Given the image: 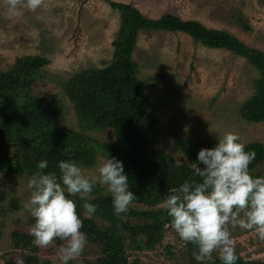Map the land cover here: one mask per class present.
Returning <instances> with one entry per match:
<instances>
[{"label":"rangeland","instance_id":"rangeland-1","mask_svg":"<svg viewBox=\"0 0 264 264\" xmlns=\"http://www.w3.org/2000/svg\"><path fill=\"white\" fill-rule=\"evenodd\" d=\"M110 1L131 5L153 20L169 13L183 21H198L207 28L226 31L247 47L264 52V0ZM6 12L7 6L0 0V71H7L22 56L46 58L49 64L41 69L42 77L33 84L32 94L42 108L52 101L64 105L61 115L51 125L113 144L115 137L110 128L81 132L62 86L72 75L100 69L111 59L112 41L119 27L118 13L101 0H44L35 12L25 9L23 15L16 17H9ZM133 60L150 99L149 111L159 118L157 143L143 151L144 158L167 154L175 163L180 160L189 166L173 150L176 139L216 144L225 132L238 134L245 146L257 142L264 147V122L247 123L239 114L241 104L253 94L257 79L256 71L244 59L225 50L196 44L182 33L140 31ZM102 159L98 156L92 168L82 169L84 175L97 177L96 169ZM255 172L264 177V163ZM27 182L22 177L3 178L0 172V264L26 255L13 248L10 234L20 230L30 235L29 228L34 224V218L24 208L30 196ZM96 184L107 192L106 186ZM10 199L17 201V211H11L8 206ZM129 209L147 208L131 204ZM155 209H163L162 204ZM96 222L103 227L99 220ZM229 230L236 255L243 262L264 264V240L253 230L239 225H229ZM62 243L57 240L49 248L36 247V264H61L57 249ZM124 252L131 263L137 259L139 264H190L182 240L171 227H166L163 242L154 250L137 252L126 248ZM110 254L120 255L119 251ZM100 257L102 248L87 242L82 255L68 264H87Z\"/></svg>","mask_w":264,"mask_h":264},{"label":"trees","instance_id":"trees-1","mask_svg":"<svg viewBox=\"0 0 264 264\" xmlns=\"http://www.w3.org/2000/svg\"><path fill=\"white\" fill-rule=\"evenodd\" d=\"M101 1L119 15L111 59L100 69H87L72 75L62 89L74 109L81 132L110 128L115 142L106 144L71 129L52 126L64 105L52 101L42 108L39 99L32 94L33 84L41 79L40 71L49 61L41 56H22L16 58L7 71H0V172L6 179L22 177L29 180L40 171L37 165L41 160L48 161V168L42 171L54 172L58 177L60 161H74L81 169H90L98 156L120 160L129 179V190L136 196L132 204L147 209H128L117 216L111 195L97 184L91 193L93 199L87 201L97 205L96 213L90 218L83 215V201L78 197L70 198L77 204V212L83 221L81 231L87 235L88 243L102 248V257L87 264H139L137 259L132 263L129 261L125 249L148 252L160 245L166 227H170V217L164 209L155 208L162 204L169 189L185 180L199 179L190 165L177 167L170 155L160 154L151 159L143 157V151L157 143L159 118L149 111L150 99L145 94L144 83L137 76L138 65L133 60L140 31L182 33L196 44L225 50L244 59L257 74L253 94L239 108L241 119L247 123L264 122V52L247 47L226 31L207 28L198 21H183L169 13L153 20L144 17L131 5ZM238 21L248 30L242 19L238 17ZM214 146L213 143L176 139L173 150L189 164L196 163L203 168L196 159L197 153L201 148ZM245 150L256 152L249 169L253 177H262L255 171L264 163L263 145L249 143ZM1 200L5 198L1 197ZM8 206L11 211L19 209L15 199H10ZM10 238L13 248L26 254L23 255L25 264H36L38 249L32 243L33 237L14 230ZM183 245L190 264H199L192 254L195 247L185 242ZM115 251L120 255L113 257L110 253ZM4 264H15V261ZM214 264H222L217 255ZM235 264L251 263L238 257Z\"/></svg>","mask_w":264,"mask_h":264},{"label":"clouds","instance_id":"clouds-1","mask_svg":"<svg viewBox=\"0 0 264 264\" xmlns=\"http://www.w3.org/2000/svg\"><path fill=\"white\" fill-rule=\"evenodd\" d=\"M6 15L16 17L23 11L35 12L44 0H4ZM238 134L225 132L212 148H201L196 163L189 164L198 180H185L169 189L162 199V207L170 217V227L186 244L195 247L193 256L199 264H214L213 253H218L222 264H235L238 259L229 225L253 230L264 240V177H253L249 166L256 158L254 150H245ZM183 162L176 161V166ZM27 182L30 196L24 208L34 218L29 228L32 243L49 248L59 240L57 249L61 264L79 258L88 242L81 231L83 221L77 204L70 197H78L83 215L90 218L97 205L87 201L96 183L106 186L112 197L117 216L127 212L136 196L129 190V179L123 164L115 157L102 159L97 177L84 175L74 161L58 163L59 177L45 173L48 161L41 160ZM15 264H25L17 257Z\"/></svg>","mask_w":264,"mask_h":264}]
</instances>
